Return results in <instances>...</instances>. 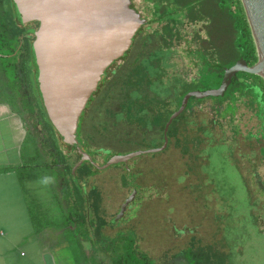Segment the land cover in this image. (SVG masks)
Listing matches in <instances>:
<instances>
[{
	"label": "rangeland",
	"instance_id": "rangeland-1",
	"mask_svg": "<svg viewBox=\"0 0 264 264\" xmlns=\"http://www.w3.org/2000/svg\"><path fill=\"white\" fill-rule=\"evenodd\" d=\"M0 1L4 4L5 0ZM158 1L132 0L136 9L150 22L142 29L132 49L125 54V58L116 62L112 68L113 74L104 83L100 94L93 98L87 110L90 120L85 122L87 129L85 139L91 149L109 148L114 153H125L155 147L161 141L159 127H162V117L164 115L166 118L165 114L169 110L165 105H159L160 111L165 110L160 113V117L158 114L151 115L143 112L145 108L143 104L155 97L151 91L156 92L160 88L168 94L171 87L182 88L190 82H200L202 72L209 71L207 66H203V60L202 64H197L201 57L189 52L190 49L202 50L197 33L200 32L199 35L202 37L207 34L204 20L199 18L191 21L189 17L182 18L180 9L176 15H166L165 13L171 9L167 8L166 3L162 10L156 9L155 5ZM185 7L188 8V5ZM187 8L182 7L183 10ZM202 15V13L198 14V16ZM167 18H172L174 21ZM1 20L4 23L9 22L7 15H2ZM239 23L244 27L245 34L243 19H239ZM188 40L189 43H187ZM243 40L246 59L249 64H253L257 56L256 50H252L254 43L249 32ZM215 58L210 59L211 63H216ZM16 62L20 64L17 58ZM133 70H136V77L142 82L137 84L139 88L132 90ZM18 75L20 81H23L20 71ZM238 76L264 89V80L259 75L242 72ZM209 78L202 79L199 91H205L201 89L206 84L214 88V76H211V80ZM130 91H132L133 100L127 98ZM26 93V87L23 86L18 94L10 92V103L21 116L26 131L25 160L18 175L26 183V187L33 188L28 191L27 202L36 228L46 224H51L57 229L63 226L69 211L67 207L78 211L80 216L86 220L81 226L84 231L87 227L91 228L90 219L94 225L98 224L101 219L107 225L120 226L121 230L136 227L139 231L140 220L138 221L137 218L145 215L147 221L144 226L148 229V234L145 232L143 235L144 245L150 251V255L159 262L158 264H179L184 257L180 255L172 258L171 255L178 249L189 245L191 241L195 246L214 245L215 251L216 247L225 249L223 251L226 254V264H264V189H259L256 178L259 176L264 185V152L260 149L261 146L264 147V141H256L260 132L264 131L262 125L264 121L257 114L255 106H250L245 101L234 103L227 101L218 104L210 98L205 99L201 104L193 100L189 101V103L193 101L189 112L198 109L206 111L208 123L215 122L212 125L214 136L217 139L222 138L234 149V157L238 159L241 173L251 192L250 206L255 217L253 219L247 214L244 185L235 167L223 164L221 156L218 155H214L213 158V175L223 186L224 191L220 194L230 193V197H226L227 201H224L215 191L216 186L210 183L207 176L200 173L189 179H180L182 176L179 173L175 180L179 179L181 182L171 187L167 185L165 187V182L161 180L155 185L153 177L135 194H132L133 184L130 178L125 176L124 167L121 164L99 170L100 172L88 177L89 167L87 165H83L81 170L77 167L80 184L76 185L77 178L69 175L71 167L62 166L60 162L56 160L55 162L54 158L55 154H58L61 158L75 160L77 154L61 147L60 154L56 153V149L47 139L51 134V129L45 122L38 123L42 115L39 114L35 103L29 102L34 106V111L24 108ZM139 93L142 99L136 101ZM178 101L179 99L173 98L172 105L176 106ZM152 119L155 120L154 123L160 125L152 127L144 125L146 121ZM202 147L204 146L201 145ZM192 151L198 152L199 146ZM172 152L174 153L175 150ZM154 154L156 153H151L144 160H138L135 157V160L140 166L151 167L153 163L150 162L152 159L155 160V157H158V161L162 157L165 158L163 154L152 158ZM96 158L100 164L102 158L98 155ZM173 158V154L169 153V160ZM50 165L60 172L57 175V185L49 175L47 167ZM15 178H17L16 174L9 181L8 190L10 192L14 184L16 185V181L13 180ZM45 178H50L48 184L42 182ZM187 181L190 183L185 188L183 184ZM206 182L208 187L205 191L202 188L196 191L191 190L192 185L202 187ZM84 183L85 189L82 188ZM65 186L71 192V198L66 200L63 198L61 189ZM200 190H203V193ZM81 191V194L86 195L88 200L86 199L83 203L79 202L76 205L79 209H74V200L85 198L79 195ZM10 192L8 194L12 196ZM204 192H207L205 197ZM127 199L130 200L126 203ZM11 204L10 202L11 216L1 214L2 223H7L8 220L11 224L18 223L13 217V212L17 208L12 209ZM230 204L235 207L236 211L230 209ZM123 206H125L122 212L124 219L121 222L120 211ZM66 225L68 227L63 226L66 230L58 239L69 243L71 247L81 246V242L84 241L83 236L76 234V229L71 227H74V224L67 223ZM159 227L161 232H157ZM159 233L161 237H155ZM86 243L90 242L85 240L83 244ZM211 264H218V262L214 261Z\"/></svg>",
	"mask_w": 264,
	"mask_h": 264
},
{
	"label": "trees",
	"instance_id": "trees-1",
	"mask_svg": "<svg viewBox=\"0 0 264 264\" xmlns=\"http://www.w3.org/2000/svg\"><path fill=\"white\" fill-rule=\"evenodd\" d=\"M8 5V13H10V16L15 18L14 15V9L12 5V0H7ZM201 7L199 9L189 8V12L187 15H183L182 17H189L191 21H196L197 19H203L205 26L207 27L206 36L202 37L199 34L198 41L200 42V47L202 48L203 52V66H207L209 68V71L204 70L201 74V81L206 80L210 76H214V88L219 87L222 76L224 72V68L232 66L236 60L239 58L244 57L246 59V50H245V42H244V36L247 35V33H250V29L242 8L241 3L238 1V9L233 10L230 6H227L225 4L224 0H203V2L200 5ZM162 10L163 8H158ZM199 13H202V16H198ZM239 19H243V24L246 28V33L244 34V27L239 25ZM17 21V20H16ZM18 22V21H17ZM251 35V33H250ZM252 37V36H251ZM166 42V40H164ZM254 43V42H253ZM255 51V46L252 49ZM127 53V52H126ZM125 53V54H126ZM126 55H124L120 59H124ZM216 57V58H215ZM214 58L217 60L216 63H211L210 59ZM247 60V59H246ZM117 61L113 62L107 69L106 74L104 75L105 78L100 82L98 86V90L92 94L90 97L88 104L83 111L80 121H79V127H78V137L79 141L83 147V149L88 152V154L98 163V159L96 158V155L100 156L102 158L101 163H104L109 156L114 154V151L109 148H98V149H91L88 142L85 139V134L87 133V129L85 126L86 122V112L87 107L93 102V98L100 94L104 87V83H106L108 77H110L113 74L112 68L115 66ZM248 62V61H247ZM140 71V70H139ZM108 72V74H107ZM242 73V72H241ZM239 74V73H238ZM232 79L231 84L226 89L224 95L222 96H206L203 98H196L194 96L190 97L187 101L186 108L183 110V112L174 118L169 125L167 129V137H168V145L166 149L162 152L154 154L152 158L155 156H161L162 154L165 155V158L162 157L160 161H158V157H155L156 160H151L150 163H153L151 167H144L140 166L139 163L133 158L132 160L128 161L127 163H121L124 167L125 176L130 178L131 183L133 184V190L135 187L137 189H140L142 185H146L148 180L151 178H155V185H157V182L159 180L165 182L166 185L171 187L175 183L181 182L179 179L175 180L177 175L181 173L180 179H189L194 178L199 173L201 175H206L208 180H210V183L212 182L214 186L215 191L220 195V197L227 201L226 197H230V193L223 192L220 194V192L224 191L223 186L220 185L219 182H217L218 179H215L213 175V162H214V155L221 156L222 163L223 164H230L231 166L235 167V171L237 172V175L241 178V181L244 185V191L246 193V208H247V214L255 219L250 206V197L251 192L249 188L247 187L245 183V178L241 173L240 167L238 165V159L234 157V149H232L229 144L225 143L222 138L217 139V137L214 136V132H212V125L215 124V122L211 121L210 124L208 123L207 117H206V111L204 112L202 109H198L196 111L189 112V108L191 107V104L194 102L201 104L205 99L210 98L215 100L218 104H223L224 102H247L250 106H255L257 114L262 118L264 121V89H262L259 85L254 83H248L246 80L240 78L239 76ZM131 86L133 89L139 88L137 84H139L142 81H139L136 77V70H133L131 74ZM207 77V78H206ZM135 79V80H134ZM135 81V82H134ZM200 82H190L185 87L183 85L182 88L178 87H171V91L165 93L163 89H160L158 91H151L154 93L155 97L151 99L150 101L147 100L143 106L145 107L143 109L144 113H150L151 115H159L160 113L165 112L160 111L159 105H165L167 110H169L168 113H164L166 115V118L161 120L162 127L160 129L161 133V141L158 145L159 146L163 142V132H164V126L172 112H174L180 105L183 96L190 92L191 90H198L200 88ZM134 82V83H132ZM199 85V86H198ZM33 89L36 92V87L34 85V82L32 84ZM210 88H213L212 85L206 84L205 87H203L201 90H208ZM149 90H151L149 88ZM130 91L127 94V98H130V100L133 98L131 97ZM162 92V93H161ZM174 96V97H173ZM36 108L40 115H42V118L39 119V124H43L44 122L49 126L51 129V134L48 135L47 139H49V143L53 146V148L56 149V153L59 152L60 147L74 151L77 154V158L75 160L73 159H67L66 157H60V155L55 154L54 161L60 162L62 166L65 167H71V176L73 175L75 178H77V181L75 182L76 185L80 184V179L77 177V161L82 160L81 165L79 169L81 170L83 165H87L89 167L88 176H93L96 173L100 172L98 169L94 168V166L87 160L83 159L81 154L78 152V150L74 147L66 146L52 124L50 123L46 112L44 110V107L42 105V102L40 98L38 97V94L36 92ZM173 98L179 99L178 104L172 105ZM135 99V98H134ZM141 93H139L138 98L136 101L141 100ZM190 100H193L191 103H189ZM140 103V105H141ZM24 108L29 109L30 111H34V106L30 103H24ZM142 110V109H141ZM144 121V120H143ZM154 119L150 121H146L144 125L148 127L152 126H159V123H154ZM264 126V122L262 123ZM262 126V127H263ZM257 142L264 141V131L262 130L260 132L259 137L256 138ZM201 145L204 147L201 148ZM199 146V151L195 152L192 151L195 150ZM261 151L264 152V147L261 146ZM175 150L173 153L172 151ZM169 153H172L174 158L169 160ZM60 154V152H59ZM150 156V154L141 155L138 156V160H144L147 156ZM148 156V157H149ZM183 161H182V159ZM135 160V162H134ZM200 160V161H199ZM55 161V162H56ZM135 164H133V163ZM140 166V168H139ZM49 170V175L54 179L55 184L57 185L58 182V171H56L55 167H52L51 165L47 167ZM13 168H4L0 169L1 171H8L12 170ZM22 169H17V172H19ZM200 171V172H199ZM56 173V174H55ZM162 178V179H161ZM258 179L259 189H264V185L259 179V176H256ZM190 183V181L185 182L183 185L186 188ZM216 183V184H215ZM154 184V183H153ZM207 182L202 187L199 185H192L191 190H199L200 188L204 189V191L207 188ZM82 188L85 189V183L82 184ZM63 192V198L64 200L71 198V192L69 189L65 186L62 187ZM203 193V190H200ZM234 191V190H233ZM232 191V192H233ZM79 192V195L85 198H80L79 200H74V209L77 208L76 205L78 203H83L88 198L86 195L81 194ZM207 192H204V197ZM203 197V198H204ZM88 200V199H87ZM160 204V203H159ZM231 205V204H230ZM89 206V204H88ZM229 206V205H228ZM86 208V206H84ZM68 208V215L67 220L64 221L62 224L63 226L67 223H72L76 227V234L83 236L84 240H88L92 246L95 248V254L94 258L92 260L93 264H158L159 262L156 260V258L152 255H150V251L147 247L144 245V239L143 235L145 232L148 234V229L145 228V222L147 221L146 216L138 217L137 220L140 223L139 231L136 227L133 228H127L122 229L120 226H117L116 224L107 225L105 221L101 220L98 222V224L94 225L93 221L90 219L91 228L88 227L83 230L81 227L85 224L86 220L83 219L82 216H80V213L78 211H74L72 207ZM79 209V208H77ZM230 209L232 211H236L235 207L231 205ZM121 222L124 219V216L120 214ZM153 216V215H152ZM118 227V228H117ZM83 230V231H82ZM146 230V231H145ZM160 227L157 232L159 231ZM161 235L159 233L155 237H158ZM161 236H159L160 238ZM224 242V239H223ZM225 250V249H223ZM220 248L215 247L214 245H204V246H195L193 245V242L189 243L184 248H180L177 251H175L171 257L176 258L180 255H182L184 260L179 262V264H211L214 261H217L218 264H226L225 263V257L226 254ZM98 252V253H97Z\"/></svg>",
	"mask_w": 264,
	"mask_h": 264
},
{
	"label": "water",
	"instance_id": "water-1",
	"mask_svg": "<svg viewBox=\"0 0 264 264\" xmlns=\"http://www.w3.org/2000/svg\"><path fill=\"white\" fill-rule=\"evenodd\" d=\"M240 1L254 42L256 61L249 64L244 57L239 58L224 68L219 87L187 92L164 126L161 145L114 153L100 164L79 141V121L106 69L130 49L145 18L132 0H12V5L21 23L39 22L31 53L37 92L50 123L66 146L76 148L94 168L105 170L141 155L164 151L168 145L167 129L186 108L190 97L222 96L241 72L259 75L264 80V74L259 72L264 70V0ZM81 163L79 160L76 167ZM137 190L135 187L132 194Z\"/></svg>",
	"mask_w": 264,
	"mask_h": 264
},
{
	"label": "crops",
	"instance_id": "crops-1",
	"mask_svg": "<svg viewBox=\"0 0 264 264\" xmlns=\"http://www.w3.org/2000/svg\"><path fill=\"white\" fill-rule=\"evenodd\" d=\"M6 86L8 79L0 67V169L13 168L0 172V216H11V202L12 209L17 208L13 217L18 221L16 224L0 221V264H93L92 244H83L84 240L81 246L71 247L58 239L66 227L57 229L46 224L36 228L34 225L27 202L28 191L33 188L26 187L17 172L25 160L26 131L21 116L11 106ZM15 174L16 185L10 192L9 181Z\"/></svg>",
	"mask_w": 264,
	"mask_h": 264
},
{
	"label": "flooded vegetation",
	"instance_id": "flooded-vegetation-1",
	"mask_svg": "<svg viewBox=\"0 0 264 264\" xmlns=\"http://www.w3.org/2000/svg\"><path fill=\"white\" fill-rule=\"evenodd\" d=\"M149 1L150 0H148V2ZM0 2H1L0 3V16L2 17V15H7L8 20H9L8 23L6 22L4 23L0 17V66H1V69L4 71V74H6V78L8 79V86H6V88L10 96V92L18 94L22 86L26 87L27 95L25 96L24 94L25 99H26L24 103L34 102L36 105L37 101H36L35 96H36L37 88L35 92V90L32 87L33 82H34L35 87H36V84L34 80L35 69L33 66L31 50H32V43L35 39V31L39 27V22L29 21L27 23H21L16 17L14 18L10 16V13H8L7 0L4 1V4L2 1ZM202 2L203 0H159L158 4L155 5V7L156 9L164 8L165 3H166V5L168 4L167 8L171 9V11H168L165 13L166 15H176L180 9V12L182 11L181 13L183 16V15H187V13L189 12L188 8L199 9L201 7L200 5ZM187 5H188V8L185 7ZM133 6L135 7L134 2H133ZM182 7L187 8V9L183 10ZM142 17L145 18L143 15ZM167 19L172 20V22L174 21V19L172 18L171 19L167 18ZM149 22L150 20H147L145 18V23L141 26V28L137 32L135 36L136 39L134 38L132 46L135 44L142 29L145 27L146 24H149ZM180 23H182V21ZM197 34H200V32H198ZM187 43H189V40L187 41ZM132 46L130 47V49H132ZM189 52L194 53L197 56L201 57V60L199 59L200 62H197V64H202V60L204 56L202 50L190 49ZM16 58L19 61L18 63H20L19 65L16 62ZM119 60H122V59H119ZM18 71L22 73L23 81H20ZM103 78H105V76H103ZM38 97H39V94H38ZM89 106L87 107V110ZM88 113L86 114V121H88L89 119Z\"/></svg>",
	"mask_w": 264,
	"mask_h": 264
},
{
	"label": "built area",
	"instance_id": "built-area-1",
	"mask_svg": "<svg viewBox=\"0 0 264 264\" xmlns=\"http://www.w3.org/2000/svg\"><path fill=\"white\" fill-rule=\"evenodd\" d=\"M225 4L227 6H230L233 10H237L238 9V1L241 3L240 0H224ZM242 5V4H241Z\"/></svg>",
	"mask_w": 264,
	"mask_h": 264
},
{
	"label": "clouds",
	"instance_id": "clouds-1",
	"mask_svg": "<svg viewBox=\"0 0 264 264\" xmlns=\"http://www.w3.org/2000/svg\"><path fill=\"white\" fill-rule=\"evenodd\" d=\"M44 184H48L50 182V178H45L43 181H42Z\"/></svg>",
	"mask_w": 264,
	"mask_h": 264
},
{
	"label": "bare ground",
	"instance_id": "bare-ground-1",
	"mask_svg": "<svg viewBox=\"0 0 264 264\" xmlns=\"http://www.w3.org/2000/svg\"><path fill=\"white\" fill-rule=\"evenodd\" d=\"M259 72L264 74V70L263 69H260Z\"/></svg>",
	"mask_w": 264,
	"mask_h": 264
}]
</instances>
